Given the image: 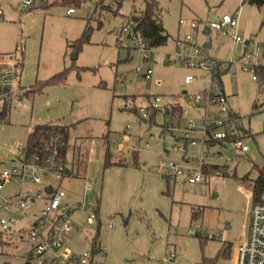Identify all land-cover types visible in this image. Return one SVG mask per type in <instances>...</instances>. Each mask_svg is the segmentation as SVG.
Segmentation results:
<instances>
[{"label":"rangeland","instance_id":"obj_1","mask_svg":"<svg viewBox=\"0 0 264 264\" xmlns=\"http://www.w3.org/2000/svg\"><path fill=\"white\" fill-rule=\"evenodd\" d=\"M53 1L32 0L22 7L20 0H0V61L5 58L6 63L0 69L16 71L5 120L0 123V170L18 165L15 144L25 145L36 124L70 126L66 169L71 168L72 158L76 162L71 175L62 180L50 171H38L41 183L9 180L2 194L42 190L48 181L72 204L85 193V205L100 196L97 243L101 248L85 264H203L207 258L215 259V264H231L219 250L222 243L235 244L245 237L251 207L248 188L239 178L246 174L254 178L255 170L264 171V12L242 0H156L168 41L145 50L136 47L135 36L120 33L125 16L143 6L144 0H121L117 14L107 10V6L116 9V0H104L102 9L97 0H82L73 14ZM223 14L236 18V28L203 34V26ZM179 20H195L200 56L228 68L219 66L211 80L208 70L177 61L174 40L184 39L188 32ZM86 27H90L88 40L79 49L72 46ZM234 34L240 42L233 40ZM207 41L210 46L203 48ZM14 56L15 67L11 66ZM138 66L151 68L152 79L137 74ZM254 66L263 70V74L255 72L256 79L250 71ZM60 73L61 81L50 83ZM188 74L195 80L185 84ZM33 86L40 89L25 95ZM208 91L223 93L225 111L215 103L200 102L198 107L187 101ZM154 96H159L161 109L142 117L140 108L146 109ZM172 105L185 107L186 114L178 120L171 117L165 109ZM205 105L208 123L229 117L238 122L241 134L246 133L241 138L247 151L237 150L231 139L213 145L202 142ZM188 120L193 145L182 138ZM105 149L110 161L122 164L104 167ZM201 162L218 165L220 174L212 169L206 176L202 172L200 181L189 183L185 175L173 178L167 171L173 163L185 172H199ZM223 170L228 176L221 174ZM85 183L91 186L89 192H84ZM34 210L33 204L27 213ZM86 216L85 211L71 215L80 227L68 232L65 244L75 252H92L98 220L88 222ZM1 241L0 264H28L26 235L8 233ZM170 254L174 258L169 260Z\"/></svg>","mask_w":264,"mask_h":264},{"label":"built area","instance_id":"obj_2","mask_svg":"<svg viewBox=\"0 0 264 264\" xmlns=\"http://www.w3.org/2000/svg\"><path fill=\"white\" fill-rule=\"evenodd\" d=\"M32 0H20L22 7H27ZM66 12L71 14L75 10L71 7L67 8ZM179 24H186L188 32L184 39H177L175 41V55L176 60L183 63L185 66L199 67L201 70H208L210 72L211 80L218 72L219 66L223 69H227L228 66L225 63L217 62L214 59L200 56V46L197 45L195 37L197 33V22L191 20L185 22L179 20ZM208 29H216L222 32L230 29H235L237 26V20L232 14H223L217 22L211 21L205 24ZM120 33L130 34L135 36L137 44L141 47V40L138 34H132L128 26L122 27ZM235 42H240V36L234 34L232 36ZM11 57V55H8ZM17 60L13 65L16 66ZM5 58H1L0 65H4ZM241 68L246 70L247 68L242 65ZM253 72L252 79H256L255 72L256 66L250 68ZM135 72L140 74L144 79H152L153 71L147 67L143 70L141 67H136ZM11 73V74H10ZM231 77L235 74L231 73ZM16 78V71H8L6 69H0V104L3 107L10 99L12 94V86ZM195 80L193 75H185L184 83L189 84ZM153 83L159 84V80L154 78ZM217 88H220L218 85ZM159 96H154L146 109L140 108L142 117L146 118L160 110ZM194 106H198L200 102H204L206 105L215 103L220 106L221 111H225V96L222 94H212L208 91L204 96L194 95L189 99ZM204 108V130L202 136V142L206 143L207 140H229L232 141L234 147L241 151H247V146L244 144L242 134L238 127V122L232 120L229 117L228 120L214 119L208 123L209 112ZM199 107V106H198ZM202 108V106H201ZM166 112L172 115V106H167ZM176 115L181 116L186 114L185 107L178 106L175 108ZM1 123V120H0ZM217 130L213 131V129ZM192 130V121H187V127L184 129L183 139L185 143L195 144V140L190 137L189 133ZM15 149L18 152V165L13 166L10 170H0V239L5 234L17 233L22 231L27 236L30 246V261L33 264H85L91 256L88 252H82L79 254L71 252L64 244L68 232L73 227L71 219L72 211L80 209L87 212L86 221L93 222L96 218V201L95 199L89 204L85 205V194H83L82 202L79 205H74L67 200V194L45 181L44 189L35 190L33 192L19 191L16 194H10L5 196L2 194L4 184L11 181H19L23 183L25 180H29L33 183H41L42 175L38 171H50L61 179L63 166L58 164L54 165L51 157L44 159L45 165H37L34 163H28L23 157L25 145L20 142L15 144ZM202 163L200 164L199 172H185L175 164L170 163L167 165V171L170 176L175 178L179 175H185L186 181L189 183H195L201 180L203 176ZM203 172V173H202ZM44 175V174H43ZM84 192L91 189L90 184L85 183L83 185ZM36 205V210L32 213H27V210L32 205ZM23 221L25 225L20 226V222ZM208 237H212L208 235ZM174 255L170 254L169 260L173 259ZM231 264H264V201H257L251 203V207L248 213V230L245 237L238 240L232 249L230 256Z\"/></svg>","mask_w":264,"mask_h":264},{"label":"trees","instance_id":"obj_3","mask_svg":"<svg viewBox=\"0 0 264 264\" xmlns=\"http://www.w3.org/2000/svg\"><path fill=\"white\" fill-rule=\"evenodd\" d=\"M104 0H97V4H100V9L104 8L102 4ZM114 1V0H113ZM117 1V7L114 10H111L109 6H107V10L112 12V14H117L119 7L121 5V0ZM82 0H54L52 3L60 4L63 6L71 7H79ZM247 2L249 4H253L257 6L264 12V0H242L241 3ZM158 2L156 0H144V5L138 7L137 9H132L128 15L125 16L126 25L130 29L132 34H138L141 40V48L148 50L151 48H156L163 46L168 41V34L166 33L160 16L158 14ZM75 10V9H74ZM124 27V26H123ZM90 27H86L82 37L80 40L72 43V46L75 45L78 49L81 46V43H84L88 40V32ZM122 29V28H121ZM133 36V35H131ZM139 47L138 45L136 46ZM21 62L19 63V65ZM256 73L263 74V70L257 68ZM62 73L51 78L50 83H57L62 79ZM40 89V86H33L30 90L25 91V95H31L37 92ZM177 105H172V110L170 115L171 117H175L177 114L175 108ZM6 104L2 107L0 111V120H5L6 116ZM232 116L238 117L236 113H231ZM151 115H154L151 114ZM180 117L177 116L178 120ZM172 122V120H171ZM70 126L61 125L58 123H46V124H36L29 131L27 135V140L25 144V149L23 153V157L26 162L34 163L37 165H45L44 159L46 157H51L54 165H62V176H65V153L67 148V140L69 136ZM224 140H207L206 145H213L215 143L221 144ZM122 161H110V155L107 149H105V156L103 161L104 167H110L113 165H120ZM216 167L218 165L206 164L202 163V170L206 175L212 173V169L217 170ZM226 176H228L227 172L222 171ZM256 176L254 178H250L249 174H246L239 178V182L245 185L250 191L251 203L257 201H264V171L255 170ZM217 173L220 174V172ZM97 202H96V218H97ZM98 230V227H97ZM95 236L92 239V251L96 252L95 247ZM2 239V238H1ZM0 239V240H1ZM231 244L230 243H222V246L219 250L220 256H228L230 255ZM203 264H215V259L207 258L204 259Z\"/></svg>","mask_w":264,"mask_h":264},{"label":"crops","instance_id":"obj_4","mask_svg":"<svg viewBox=\"0 0 264 264\" xmlns=\"http://www.w3.org/2000/svg\"><path fill=\"white\" fill-rule=\"evenodd\" d=\"M67 13V12H66ZM74 13V12H73ZM73 13H71V14H73ZM68 14V13H67ZM178 25L180 26L181 24H179V21H178ZM186 25V24H185ZM187 26V25H186ZM188 28V27H187ZM206 28V26L204 25L203 26V28H202V32H203V30ZM177 39H179V38H176L175 40H174V42L177 40ZM245 44H247V41L245 42ZM184 92H185V90H183ZM182 91V92H183ZM181 92V93H182ZM183 95H186V92L185 93H182ZM187 97V96H186ZM150 97H149V101H150ZM189 99L190 98H188L187 99V101H189ZM186 100V99H185ZM167 113V112H166ZM229 113H233V112H229ZM168 114V113H167ZM242 134H246L245 132H243L242 131ZM75 160L72 158V160H71V168L69 169V172H68V174H66V175H71V173H72V168H73V165L75 164ZM114 166V165H113ZM66 169V168H65ZM218 174V173H217ZM61 180H62V178H61ZM248 193H249V195H250V191L248 190ZM83 197V196H82ZM95 201L98 203L97 204V218H95L96 220H98V225H97V227H98V230H97V228H96V234H95V236H97L98 237V234H99V226H100V220H99V201H100V196H99V198H98V196L97 195H95ZM82 202V200H80V201H77V202H75L74 203V205H76L77 203H78V205L80 204ZM76 211H85V210H80V209H77V210H74V211H72L71 213H72V216H73V214L76 212ZM86 212V211H85ZM72 222H73V227L72 228H76V229H79V227H80V224H78L77 223V221H74L73 219H72ZM11 235H15V236H18L19 238H22V235L24 234L25 235V233L22 231L20 234H17V233H10ZM94 236V237H95ZM93 237V238H94ZM97 237H96V240H95V247H96V252L97 251H99L100 250V244H99V242L97 243ZM66 240V239H65ZM1 241V240H0ZM2 242V241H1ZM238 242V241H237ZM236 242V243H237ZM29 243V242H28ZM235 243V244H236ZM64 244H65V242H64ZM67 244V243H66ZM66 244H65V246H66ZM235 244H231V251H230V255H229V257L231 256V253H232V249H233V247H234V245ZM67 247V246H66ZM71 252H73V253H76V254H79V253H82V252H87V251H81V252H75V251H73L72 249H70L69 247H67ZM27 252V253H26ZM26 263H28V264H30V255H31V252H30V246L28 247V249L26 250ZM89 253V252H88ZM93 251L92 252H90L89 254H90V256H91V259H90V262L92 261V255H93ZM89 262V263H90Z\"/></svg>","mask_w":264,"mask_h":264},{"label":"water","instance_id":"obj_5","mask_svg":"<svg viewBox=\"0 0 264 264\" xmlns=\"http://www.w3.org/2000/svg\"><path fill=\"white\" fill-rule=\"evenodd\" d=\"M209 31H210V29L205 28V29L203 30V34L207 35V34L209 33ZM209 46H210V42H209V41L204 42L203 45H202L203 48H208ZM182 93H185V92L183 91ZM153 113H154V112H152V114H153ZM68 172H69V170H68V169H65V174H68ZM76 205H78V203H77ZM225 228H228V226H225Z\"/></svg>","mask_w":264,"mask_h":264}]
</instances>
